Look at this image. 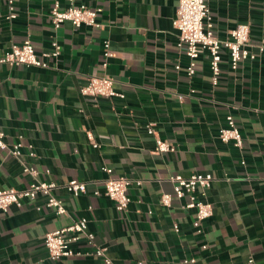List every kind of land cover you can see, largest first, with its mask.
<instances>
[{
  "label": "crops",
  "instance_id": "crops-1",
  "mask_svg": "<svg viewBox=\"0 0 264 264\" xmlns=\"http://www.w3.org/2000/svg\"><path fill=\"white\" fill-rule=\"evenodd\" d=\"M54 4L69 6L68 0H14L15 18L8 19L0 0V57L25 40L38 55L54 40L60 46L48 68L0 64L4 142L22 143L18 158L0 150V190L54 183L52 196L66 213L55 214L42 196L10 206L0 214V264H105L92 256L48 258L44 235L81 217L111 264H247L249 258L264 264V0H207L213 35L225 41L246 24L245 49L255 55L232 70L223 49L216 86L206 52L194 75L185 72L189 60L176 47L178 0H74L96 11L97 30L69 23L54 29ZM104 40L112 52L106 67ZM94 76L111 79L123 98L82 96ZM228 115L241 148L218 137ZM148 125L168 144L167 152H154ZM22 165L36 176L23 173ZM192 174L213 178L205 196L199 194L212 208L202 221L183 208L186 198L173 197L169 181ZM109 177L130 181L122 212L103 194ZM72 179L84 182L87 192L69 194L64 185ZM162 195L171 196L168 206ZM73 248L90 247L80 242Z\"/></svg>",
  "mask_w": 264,
  "mask_h": 264
},
{
  "label": "built area",
  "instance_id": "built-area-1",
  "mask_svg": "<svg viewBox=\"0 0 264 264\" xmlns=\"http://www.w3.org/2000/svg\"><path fill=\"white\" fill-rule=\"evenodd\" d=\"M4 1L9 9L8 19L15 18L13 10L14 0ZM74 0H68L69 6L65 10H60L58 4L51 8V25L58 29L63 23H69L73 28L86 26L92 30L101 29L102 25L97 20L95 10L85 5H73ZM174 21L175 29L178 32V41L176 47L183 50L189 60L186 67V74L192 76L195 74V62L202 52H206L209 59L210 80L213 86L218 83L220 76L221 52L225 49L228 52L230 67L232 70L237 68L240 60L250 58L255 55L249 53L245 46L249 40V27L246 24L237 25L231 32L230 38L225 41L217 39L211 31V18L207 0H178V8ZM259 51H262L260 49ZM60 46L57 41L50 43V49L47 52L37 54L29 40L21 44H13L8 51L0 57V64L11 67L32 66L36 68H48L59 58ZM103 67H106V60L112 56L109 42L103 41ZM179 69V66H176ZM114 82L105 77H90L85 86L80 89V94L85 97L102 98H123V95L114 90ZM226 126L218 132L219 139L224 143H231L236 148L242 146V136L235 125L234 118L231 115L225 118ZM148 135L154 136L155 153H164L169 150L166 142L160 140L155 135L151 125L146 126ZM87 139L92 140V135L87 134ZM95 148L96 144H92ZM30 148V147H29ZM22 143L16 142L10 147L4 142V133L0 126V150L6 151L11 156L18 158L21 154ZM29 157H34V152H29ZM23 173L32 177L36 176L35 169L22 165ZM110 173V170L104 169ZM172 184L173 197L177 200L187 199L183 208L195 211V216L199 221L205 220L212 215L211 205L200 199L199 194L205 196V190L209 189L213 178L209 174H192L187 178L180 175L169 176ZM130 181L125 177H109L103 182V194L109 198L118 212L124 211L130 202L127 194ZM56 187L54 183L33 182L27 188L22 190L7 189L0 190V214L6 213L10 206H20L23 201H34L38 196L44 198V205L54 210L55 214L62 215L66 213L61 200L52 196V190ZM65 190L72 196H78L87 192V186L84 182L72 179L65 183ZM94 195H99L95 190ZM171 200L170 195H162L160 201L168 206ZM88 220L85 217L76 219L67 227L47 233L43 237V245L47 251L48 258L51 261L67 259L80 256H92L101 259L105 264H111V260L106 254L107 249L97 246L94 243V235L88 231ZM174 230L178 231L177 225ZM84 243L90 247L87 251L75 250L73 246L78 243ZM187 262V261H186ZM247 264H256L251 258Z\"/></svg>",
  "mask_w": 264,
  "mask_h": 264
}]
</instances>
